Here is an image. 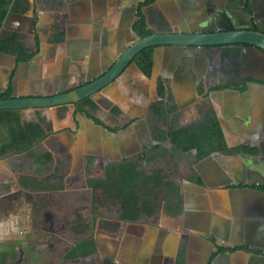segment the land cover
Here are the masks:
<instances>
[{
    "label": "flooded vegetation",
    "instance_id": "1",
    "mask_svg": "<svg viewBox=\"0 0 264 264\" xmlns=\"http://www.w3.org/2000/svg\"><path fill=\"white\" fill-rule=\"evenodd\" d=\"M61 1L62 0H36V6H43L50 11L56 10L64 17L68 12L67 7L71 10L75 9L76 11H84L79 17L83 21H87L97 20L95 17L92 19H86L89 14L95 16L94 12H96V10L102 11L105 9L108 11L116 9L120 7V1H122V8L115 12L114 17H111L114 19L116 18L115 20L119 21L121 20L120 14H122V26L126 22L123 21V16L125 19H131L133 30L135 25L140 21L141 12H144L147 16L148 24L154 29L155 34L158 32L155 28L162 32H168L171 30L180 31L185 25H188L187 28L190 30V26L192 25V27H194L196 24L194 21L190 20L188 24L187 18L189 17L191 19L192 17L187 13V8H182L179 5L177 10L181 17L178 19L176 16H171L164 12L162 13L161 10L163 9L161 7V0H159L160 2L156 0L152 5H144L147 0H134L131 2L129 0H74L64 5H62ZM205 1L210 2L209 5L211 6L206 10H213V12L204 13L205 11L199 9L204 15L207 14V16L204 17L207 21L212 17V20L210 21L211 24L205 22L202 26L203 29H210L214 26L213 31L218 32L224 30V28H232L240 25L251 26L248 14L241 7V5L245 3V0ZM228 3H231V6L228 5ZM111 11L114 12V10ZM258 13L261 23L264 24L263 6L259 8ZM161 15H164L167 20V27L165 28L161 22ZM69 18L70 17H65L66 22H63L66 28L69 26ZM240 18L241 22L239 20ZM70 27L69 32L73 33L74 31H72V27ZM30 30L34 34H38V31L36 33L32 27ZM99 30V32L97 30L94 33L92 32L93 34L90 33V36L87 35L85 37L86 41L83 43L87 48H82L80 46L81 49H79L74 46L71 48V55L81 56L82 53H84L85 56H89L87 53L89 51L91 52L90 48L92 43L96 41L98 43L102 41L103 43L105 38L106 41L108 40V42L111 43L110 31H107L106 28L105 30H102V28ZM16 33L21 36L24 35L23 37L25 39V33L17 31ZM53 35L54 32L52 30L49 41H51V36ZM68 42L69 40L66 39L62 44H67ZM43 44L44 41L42 39L38 40L36 37V47L40 48L36 54L39 55L43 52ZM74 44H76L75 41ZM27 48L29 47L27 46ZM58 48L57 45V53ZM48 51L49 55L54 52L52 49ZM159 53L162 57L159 68L162 67L172 71L175 75L174 79L178 76V80L180 81H192L194 87H196L195 89L198 90L196 91L197 96L193 97L188 103L190 106L187 107V104L185 105L186 107H184L182 111L183 118L180 120V123H187L185 117L191 113L200 115L202 119L205 109L210 106L216 111L221 124H224V126L226 125L231 132V139L234 141V144H232L231 139L227 137L231 148L248 145L251 149H258L259 154L254 155L249 151H243L235 155L214 152L202 162L194 164L184 155H180L177 150L171 147V123L169 120L158 117L152 109L149 110V116L144 113L141 116L130 117L127 122H124L123 118L112 119L113 122L118 121L119 124L116 127H113V123H108L109 120H103L102 123L96 120L92 122L91 127L93 132L99 129L100 131L105 130L110 133L111 128H114V131L112 132L116 133V135H120L122 134V131L135 126V140L138 142V138H140L139 141L141 148L135 151L136 155L131 158H120L121 156H117L116 154H110L107 156L108 158L96 154L88 155L89 163L87 162L86 167L88 177L86 178L89 180H105V186L108 188L124 189L126 181H122V179L130 177V175L122 174V162L127 164L128 167H130L129 170H131V167L138 164V156L143 155L144 153L146 154L149 150L154 149L157 155L156 160L151 162V164L147 163L148 156H145L143 159V162L145 163L138 164V167H136L137 171L141 174L147 175L160 170L164 175L170 176L172 182H180L183 190V214L172 216L166 210H163L157 221L143 219L146 221L143 224L146 225L145 231H147L145 233H147V235L143 238H138L135 245H127L130 247L131 251H135L136 249L142 251L141 257L139 254L137 258L133 259V262H136V264H146L149 259L154 258V254L156 253H167L169 258H174V256H177L178 254L179 257L182 256V254H184L183 250L189 248L190 242L194 239V236L201 238V232L196 230V228L201 227L202 232L209 235V241L221 245L217 248L208 241L212 246L213 251H211L209 255L210 257H208L205 264H264V251L262 250L264 248V184L256 182L250 183V179H248L247 183L233 182L228 170L230 163H233V158L236 157V155H245L250 158L264 157V117L257 120L259 123L256 125V128H252L251 132H245L243 127V124L250 120V110L252 108V105L244 99L245 93L246 95H250L251 93L254 95L261 94L264 91V80L252 79L251 77L246 76H260L264 78V53H255L235 46L210 47L207 52H199V60L195 59L190 61L187 59L184 63H182V58L180 57L177 60L168 59L167 56L170 54L165 50L160 51ZM227 53L231 56H235L233 57L234 60L225 58L224 56ZM36 54H34V56H36ZM242 55L243 57H241ZM247 55L248 57H246ZM242 64L244 68H241ZM180 68L183 69V72H181L182 75L178 73ZM109 71L110 70L105 73L107 74ZM136 71L143 73L141 68L138 70L134 64H131L126 70V75L124 74L122 81H124V83L128 82L131 90L139 93L144 92V95L150 99V103L153 105L155 100L150 92L145 90L147 87L142 83H136L137 81L135 82L133 80ZM20 73L21 72H19V74ZM153 74L151 77L147 78L152 79L154 76ZM169 78L172 79V77ZM17 81H19V78L16 79V82ZM253 81L258 83H254ZM97 94L92 97L94 99L97 98ZM217 94H223L221 96H224L225 98L219 96L221 99H218L216 98ZM262 97L260 102L264 103V97L263 99ZM162 103H165L167 109V98H164L159 94V102L156 104ZM219 111L222 112L221 116ZM160 114H163V112ZM69 115L72 119L71 112ZM73 115L75 114L73 113ZM69 122H71V120ZM145 129H147V131ZM166 148H168L167 151ZM110 160L115 161L112 165L117 168L115 169L114 174H112L110 169V174L113 176L111 175L110 177H107L109 172L108 169L107 172L104 170V165ZM258 162L263 166L259 159ZM89 168L92 172L88 170ZM86 169L83 168V170ZM144 169L146 173L144 172ZM77 178L75 180L72 179L69 183L64 181L65 184H63L66 186V192L82 189L81 187L83 186L86 188L88 187L87 182L84 185L85 181L75 182ZM225 182L229 183L224 185ZM201 188L215 190L222 188L226 196H229L231 199L230 202L234 207L233 212L237 217V222H233L231 218L227 217V212L224 213L225 215L219 214L213 209L211 204L207 206V209H204L209 203V199L202 193ZM193 195H197L198 197L194 198ZM125 203V197L122 196V203L114 205V210L119 211L122 218L110 217L107 222L102 217L98 219L94 232L96 250L86 257L69 260H82L83 262H87L88 260H103L102 264H124L122 260V246L125 239L123 236L128 230V227H130L135 220V218L125 217V214H127ZM201 214H204L207 217V221L204 223L200 221ZM141 218H143V216H141L139 220H141ZM181 220L185 221V228L182 233L177 236H171L172 232L169 224ZM140 223L141 222H138L137 224ZM213 223L216 225L214 226ZM115 225L116 228H113ZM22 233L27 234V231H23ZM48 233H51V231ZM174 235H176V233ZM100 252L104 255L100 256ZM147 252L150 254L144 256Z\"/></svg>",
    "mask_w": 264,
    "mask_h": 264
},
{
    "label": "crops",
    "instance_id": "2",
    "mask_svg": "<svg viewBox=\"0 0 264 264\" xmlns=\"http://www.w3.org/2000/svg\"><path fill=\"white\" fill-rule=\"evenodd\" d=\"M182 1L183 0H161V7L163 9L161 10L162 13L164 12L170 14L171 16H176L177 19L180 18L181 16L179 15L177 8ZM191 1H193L194 4V0ZM31 2L32 8L27 13L15 11L11 12L7 23L5 24V28L15 32L17 31L25 33L24 41L29 47L28 49L30 53L32 54L38 53L40 49L39 47H36V37L38 40L42 39L44 41L42 48L44 51L47 52L48 50L52 49L54 52L49 55L48 51L46 55L40 56L35 64L32 65V67L23 66L21 69L20 65L24 62H20L17 55L6 53L5 55L0 54V96H3L8 92L11 93V98L12 96H16L18 98H27L30 96L32 97L33 95L38 97L41 96V94H57L60 86L62 85V72L68 64L69 59H72L73 61L71 48L74 46L79 49H81V47L87 48L84 44L86 41L85 34L90 36V33L93 32L91 28H89L90 26L85 23L86 20L83 21L79 17V15H82L84 11H76L75 9L71 10L67 7L68 12L65 17H70V21L68 22L69 26L66 28L64 26V23L66 22L65 17L62 16L61 13L57 12L56 10L50 11L48 8L43 6H36V0H31ZM193 4L192 2H189L187 6ZM94 13L95 16L89 14L86 19H92L95 17L97 19L96 21L104 23V27L111 33V46L106 49L105 55L108 56L107 58L117 59L122 54V49L125 43L128 44L133 42V34L130 33L128 35L125 34L122 36L124 32L127 33L126 28H124L125 24L122 26L120 21H116V18H113L115 12L104 9L102 11L96 10ZM20 15H30V17L25 19ZM34 16H38L39 22L37 25L38 29L40 30L38 31L37 35L30 30L31 22L29 19ZM204 21H206V19H204ZM56 25L60 26L62 30L65 31L66 39L68 38L69 42L67 44L56 43L52 41L51 36V41H49V46H47V37L44 30L51 26V34L53 27ZM69 27L72 31H74L73 33L69 32ZM74 41L76 44H74ZM57 45L59 47L58 53L56 52ZM92 47L94 48L91 50L94 54L93 60L96 65H98V68H101L105 59L104 52L101 51V49H97L100 47L99 43L92 44L91 48ZM10 55L16 56L18 58L17 63H15L14 58ZM36 56H38V54H36ZM224 57L234 60L233 57L235 56H231L227 53ZM241 57H243V55ZM246 57H248V55ZM184 61L186 60H182V63H184ZM77 62L78 64L73 61V64L71 63L69 66V74L71 75L69 89H74L72 87H76L78 84V79L76 77H79V73L83 70L88 71L90 67V60L88 58L86 60H79ZM78 65H80V67H77ZM241 68H244L243 64ZM19 69L21 70L20 74H18ZM153 75L154 76L152 79H148L146 75L136 71L133 76V80L135 82L137 81L136 83H142L145 85V87H147L145 90H148L155 100L153 105L150 103V99L144 95V92L139 93L137 91L131 90L130 84L128 82L124 83L122 78H120L121 80L116 81L113 84H110L108 87L102 89V91L97 94V98L95 99L99 101H105L109 104H112L113 106L118 107L122 112L119 118H123L124 122H127L130 117L141 116L144 113L149 116V110L153 109L158 117L169 120L172 124V114L168 112V107L166 109L165 103L156 104L159 102L160 78L168 77V79H170L169 77H172L170 81L176 98V110L174 111V115L177 116L176 125L178 127L189 126L202 120L200 115L191 113L185 117L187 123H180V120L183 118L182 111L184 107H186L185 105L187 104V107H189L190 105H188V103L193 97L197 96L196 91L198 90L195 89L196 87H194L192 81H176L174 79L175 75L172 73V71L162 67L158 73H154ZM18 78L19 81L16 82V79ZM221 95L223 94H217L216 98H225ZM262 96L264 97V91L261 94L259 93L254 95L252 93L250 95H246L245 93V101L252 105L250 110V120L243 124L244 131L247 133L251 132L252 128L257 127L256 125L259 123L257 121L258 119L264 117V103L260 102ZM39 112H41L43 116H46L52 123V132H50L44 140L35 144L30 150L22 152H8L6 156L0 159V249L5 248L8 245L27 243L30 238V234L33 232L48 233L51 231L54 236H57L56 234L58 232L52 229L54 215L49 212L41 211L35 202L34 195H31L30 190H27L20 183V176L27 174L30 170H33L37 167L32 155L33 153L43 154L45 151H49L53 154L54 163L49 171L44 172V178H48L52 181H58L62 184L64 181L69 183L72 181V179L75 180L77 177L79 178H77L75 182L85 181L84 185L87 182V188L83 186L81 187L82 189L70 191L71 193H76L79 191L82 192L88 190L90 185V180L86 178L88 177V174L86 173L87 162L89 163L88 155L96 154L101 155L102 157H107L110 154H116L117 156H121L120 158H131L136 155L135 151L141 148L139 141L140 138H138L137 142V140H135L136 135H134V133H127L124 136H119L112 132L114 131V128H111V131L109 130L110 133L105 130L100 131L99 129L93 132L91 125L96 119L91 118L86 113L79 111L78 104L77 106L72 104L63 105L55 110L51 108L23 109L24 121L37 122ZM70 112L72 119L69 115ZM161 112H163V114H160ZM73 113L75 115H73ZM110 113V109L105 105L100 108L97 113V117L101 121L109 120L108 123H113V127H116L119 123L118 121H114L115 123L113 122V118H111ZM219 114L221 116L222 112L219 111ZM70 120L71 122H69ZM222 126L227 133V137L231 139V135L228 133L226 125L224 126L223 124ZM258 159L262 162L263 167L261 165L260 166L262 171H264V157L261 156V158ZM114 162V160H110L104 165V170L107 172L108 169L109 172L107 177H110L112 174H114L115 169L117 168L116 166L112 165ZM232 162L233 163H230L228 170L233 182H236L238 180L234 177V175H237V172L244 171L249 165H247L248 163L246 161L243 163L236 157L233 158ZM244 164L246 166H244ZM83 168L86 170H83ZM110 169L112 174H110ZM129 169L130 167L122 162V170L125 171L122 174H129ZM88 170L92 172L90 168ZM252 170H255L253 166ZM125 179H127V177H125L123 180ZM64 184L63 186L65 191L66 186ZM201 190L202 193L205 194L209 199V203L204 209H207V206L211 204L213 209L219 214H224L227 212V217L231 218L233 222H237V217L233 212L234 207L230 202L231 199L229 196H226L222 188L217 190L201 188ZM193 197L196 198L198 196L193 195ZM172 214L173 213L170 215ZM182 214L183 211L179 215ZM174 215L175 214L172 216ZM141 216H143V218L139 220ZM143 219L149 218L146 216V214L140 212L138 218H135L134 222L130 225V227H128V230L123 236L125 239V242L122 246V260L124 264H136V262H133V259L137 258L139 254L140 257L142 255V251L140 249L131 251L130 247L127 245H135V242L138 240V238L140 239V237L143 238L147 235V233H145L147 231H145L146 225L143 224L146 221ZM200 221L204 223L207 221V217L204 214H201ZM138 222L141 223L137 224ZM184 222L185 221L181 220L176 223L172 222L169 224L170 230L173 234H171V236H177L182 233L183 229L185 228ZM213 225L215 226L216 224L213 223ZM23 231H27V234H23ZM175 233L176 235H174ZM34 238L38 240L39 236ZM193 238L194 239H192L190 242L189 248L183 250V257L180 258L178 256L179 252L177 253V256H174V258H169L167 253H156L154 254L153 259L148 258L149 260L146 264H178V262L179 264H205L208 260V257H210L209 255L211 251H213V248L208 241L202 240V238L198 236H194ZM54 239L56 238L54 237ZM149 254L147 252L146 255L144 254V256H148ZM103 255L104 254L100 252V256ZM73 260H69L65 264H102L103 262V260H88L87 262H83L82 260Z\"/></svg>",
    "mask_w": 264,
    "mask_h": 264
},
{
    "label": "trees",
    "instance_id": "3",
    "mask_svg": "<svg viewBox=\"0 0 264 264\" xmlns=\"http://www.w3.org/2000/svg\"><path fill=\"white\" fill-rule=\"evenodd\" d=\"M155 1L147 0L144 5H152ZM31 8V0H0V52L17 55L20 62L30 61L34 54L29 52L24 37L6 29L5 24L11 12L27 13ZM161 22L164 28L167 27L164 15H161ZM52 30L54 32L52 41L63 43L66 39L65 31L58 25ZM134 30L142 38L155 34L144 12L140 13V21L135 25ZM154 56L155 47H149L140 52L134 60L147 77L153 74ZM159 91L162 96L168 98V112L172 114L171 147L192 163L198 164L214 152L235 155L249 151L254 155L259 154L258 149H251L248 145L231 148L220 119L210 106L205 109L202 120L198 123L178 127L177 116L174 115L176 98L170 79L160 78ZM10 98V92L0 96V100ZM105 105L111 111V118L117 119L122 114L118 107L93 97L80 101L78 108L79 111L102 123L97 113ZM52 129V123L41 112L38 113L37 122H25L22 109L0 110V159L8 152L30 150L35 144L44 140ZM32 155L37 167L20 176V183L30 190L31 195H34L41 211L54 215L52 229L58 233L57 236L45 232L30 234L25 244H13L1 248L0 264H65L69 259L92 254L96 250L94 232L98 219L102 217L107 222L110 217L122 218L121 213L114 210L115 204L122 203V196L125 197L127 218H138L139 213L143 212L149 219L157 221L163 210L175 215L183 211L180 182H172L171 177L164 175L160 170L147 175L137 171L138 164L145 163L143 162L145 156H148L147 163L151 164L156 160L154 149L138 156V164L131 168L130 177L122 179L126 181L124 189L108 188L105 186V180L90 179L89 189L76 193L65 192L62 183L43 177L44 172L49 171L54 163L51 152ZM124 172L122 170V173ZM113 228H116V225ZM36 236H39L38 240L34 238ZM183 256L184 254L180 258Z\"/></svg>",
    "mask_w": 264,
    "mask_h": 264
},
{
    "label": "water",
    "instance_id": "4",
    "mask_svg": "<svg viewBox=\"0 0 264 264\" xmlns=\"http://www.w3.org/2000/svg\"><path fill=\"white\" fill-rule=\"evenodd\" d=\"M236 1V0H235ZM238 1V0H237ZM158 2H160L158 0ZM191 0H183L180 7L187 8V13L189 16L192 17L191 19L188 17L187 22L189 24L190 21H194L196 26H190V30L187 28L188 25H185L181 28L180 31H168L162 32L155 28L158 32L148 37L142 38L138 33H135L132 27V22L129 19H126L125 27L126 31L133 34L134 40L128 44L125 43L122 49V54L119 58H107L106 56V49L111 46V43L104 39L99 42L100 47L97 49H101L104 54V63L102 64L101 68H98V65L94 62V54L93 51H89L87 54L89 56H85L84 53L80 56H73V61L78 64L77 61L79 60H86L87 58L90 60V67L88 71H82L79 73L78 84L76 87H72L74 89H69V83L71 79V75L69 74V66L71 63L73 64L72 59H69L68 64L66 65L65 69L63 70V77H62V85L60 86L57 94L55 95H44L35 97L27 98H18L16 96H12L11 99L8 100H0V110L6 109H28V108H51L53 110L58 109V107L72 104L75 105L88 97H94L97 93H99L102 89L108 87L110 84H113L116 81L121 80L120 78L124 77L126 70L129 68L131 64H134L137 69L139 70L138 64L134 61L137 55L142 52L144 49L149 47H155V56H154V73H158L160 70L159 66L161 65V54L160 51L165 50L170 55L167 56L168 59L177 60L179 57L182 58L181 60H190L193 61L195 59L199 60V52H207L210 47H241L246 50L255 52V53H264V24L261 23L260 17L258 16V10L260 7H264V0H245V3L241 5L242 9L249 16V20L251 22V26H237L232 28H224V30H220L218 32L213 31V27L210 29H203V24L208 22L211 24L212 17L209 20L204 21V15L202 12L199 11L203 10L204 13L213 12V10L207 11L208 7H211L209 4L210 2H206L205 0H194V4L187 6ZM203 2V3H201ZM231 6V3H228ZM217 6V4H216ZM214 8V7H213ZM183 15V13H182ZM21 17L27 19L30 15H20ZM241 22V18L239 19ZM31 22V27L37 31L38 29V16H34L29 19ZM204 21V22H203ZM88 26H90L91 30L96 32V29L104 28V23H100L96 20H87ZM51 31V26L44 30L45 35L47 37V46H49V35ZM109 31V30H107ZM125 32L122 36H124ZM87 36V34H85ZM68 39V38H67ZM108 39V37H107ZM94 43H98L97 41ZM92 43V44H94ZM94 49L93 47L91 50ZM46 51H44L38 56L32 58L28 62H24L20 65V69L23 66L32 67L33 64L37 61V59L42 56L46 55ZM0 54H4L0 52ZM198 55V56H197ZM11 56V55H10ZM14 58L15 63H17L18 58L16 56H11ZM186 58V59H185ZM77 67H80L78 65ZM18 70V74L21 70ZM110 70L107 74V72ZM99 72V73H98ZM183 72V69H179V74ZM98 73V74H97ZM123 76V77H122ZM176 81H178L179 77L176 76ZM251 77L252 79H259L264 80L263 77L260 76H246ZM254 83H258L253 81ZM148 116V115H147ZM146 118L148 119V117ZM147 131V129H145ZM141 131V130H139ZM136 128L132 126L125 131H122V134L119 136H124L127 133H135ZM227 135V133H226ZM236 158L239 159L241 162L244 160L248 163V168L244 171L237 172L241 174V178H237V183H247L248 179H250V183H262L264 184V171H262L260 164H258V158L256 157H248V156H241L236 155ZM244 161V162H245ZM243 162V163H244ZM244 166H246L244 164ZM252 166L255 170H252ZM263 167V166H262ZM239 171V170H238ZM255 176V177H254ZM255 178V179H254ZM229 182H225L224 185H227ZM197 186V185H196ZM197 231L201 232L202 240L209 241V235L205 232H202L201 227L196 228ZM253 237V236H252ZM212 245L219 248L221 245L213 243L209 241ZM252 243V242H251ZM264 251V248L262 249Z\"/></svg>",
    "mask_w": 264,
    "mask_h": 264
},
{
    "label": "rangeland",
    "instance_id": "5",
    "mask_svg": "<svg viewBox=\"0 0 264 264\" xmlns=\"http://www.w3.org/2000/svg\"><path fill=\"white\" fill-rule=\"evenodd\" d=\"M72 1H74V0H62V2H63V5H64V4H67V3H70V2H72ZM120 4H121V5H120V7L116 8V9H113V10H114V12H116L117 10H120V9L122 8V7H121V6H122V1H120ZM111 10H112V9H111ZM116 21H118V20H116ZM129 21H131V22H132V20H131V19H129ZM125 34H127V35H128V34H130V32H128V31H127V33H125ZM125 34H124V35H125ZM127 35H126V36H127ZM226 127H227V126H226ZM227 130H228V128H227ZM228 133H229V134L231 135V137H232V134L230 133V131H229V130H228ZM231 143H232V144H234V141H233L232 139H231ZM32 234H33V235H35V233H34V232H33Z\"/></svg>",
    "mask_w": 264,
    "mask_h": 264
},
{
    "label": "bare ground",
    "instance_id": "6",
    "mask_svg": "<svg viewBox=\"0 0 264 264\" xmlns=\"http://www.w3.org/2000/svg\"><path fill=\"white\" fill-rule=\"evenodd\" d=\"M130 2L131 1H134V0H129ZM128 3V2H127ZM126 3V4H127ZM125 4V5H126ZM113 10V9H112ZM119 13V12H118ZM120 18H121V20H119L121 23H122V14H120ZM123 21H126V19H125V17L123 16ZM98 30V32L100 31L99 29H96V31ZM105 54V53H104ZM239 176H241V174H239V173H237V175H234V177L237 179V178H241V177H239Z\"/></svg>",
    "mask_w": 264,
    "mask_h": 264
}]
</instances>
